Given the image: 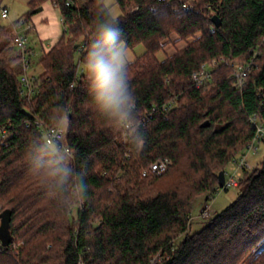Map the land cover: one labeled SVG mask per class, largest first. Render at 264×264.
Returning a JSON list of instances; mask_svg holds the SVG:
<instances>
[{
	"label": "trees",
	"instance_id": "obj_1",
	"mask_svg": "<svg viewBox=\"0 0 264 264\" xmlns=\"http://www.w3.org/2000/svg\"><path fill=\"white\" fill-rule=\"evenodd\" d=\"M190 1L115 0L126 48L145 47L129 64L136 108L120 119L100 112L84 67L114 19L105 0L29 1L28 23L52 3L64 28L39 60L32 95L17 27H0V216L12 213L0 264H264V161L244 171L233 204L190 234L195 202L220 193L219 174L257 136L253 117L264 123V0H194L183 10ZM177 42L186 46L160 61ZM252 60L236 87L237 65ZM214 64L210 86L197 88L193 75ZM64 121L71 156L44 137ZM57 156L74 170L63 184L51 178ZM162 159L168 171L143 176Z\"/></svg>",
	"mask_w": 264,
	"mask_h": 264
},
{
	"label": "clouds",
	"instance_id": "obj_2",
	"mask_svg": "<svg viewBox=\"0 0 264 264\" xmlns=\"http://www.w3.org/2000/svg\"><path fill=\"white\" fill-rule=\"evenodd\" d=\"M104 23L98 39L90 46L84 61L85 72L91 88L93 101L101 113L110 118H127L137 105L135 90L131 85L128 50L123 40V32L116 23ZM69 149L71 147L69 146ZM75 156V153H72ZM52 179L66 183L73 175L71 161L57 156ZM82 196H87L86 177L77 184Z\"/></svg>",
	"mask_w": 264,
	"mask_h": 264
},
{
	"label": "rangeland",
	"instance_id": "obj_3",
	"mask_svg": "<svg viewBox=\"0 0 264 264\" xmlns=\"http://www.w3.org/2000/svg\"><path fill=\"white\" fill-rule=\"evenodd\" d=\"M194 0H191L188 3H193ZM29 0H4V5H7L10 9V17L8 19L2 18V12L0 10V27L6 26L15 22L12 25H16L19 23L21 19H25V14L29 11L28 7ZM106 5L111 10V15L113 18H119L122 14L119 6L116 4L115 0H105ZM20 31L23 34L27 35V48L34 49L35 55L31 56V68L27 71L29 77L39 76L43 73V69L41 66L38 65L39 60L42 57V48L40 42L38 40L37 35L29 34L32 29L25 32V29L21 28ZM174 40L177 41V37H174ZM186 46L184 42H177L168 46L164 51L160 52L157 57L160 61H165L168 57L174 55L176 52L180 51ZM32 49V50H33ZM128 50V57H129V64L134 62L136 59L140 58L145 53V47L140 45L135 49H127ZM79 73H83V67L81 66L79 69ZM62 127H67V121H64L61 125ZM257 147L259 148L257 153H252L248 156V162L250 164L249 171L251 172L253 169L261 168V164L264 161V142H258ZM55 150L54 147H52ZM244 153V152H243ZM241 154L236 160H240L244 154ZM239 166L235 164V161L229 165L226 169L227 178L230 176H235L236 180H241L244 177V171L238 169ZM231 177V178H232ZM239 185V183H238ZM240 194V189L238 186L229 188L227 191H222L218 193L215 198L209 202H205V197L199 198L194 204L193 210V221H192V228L190 230V234H194L200 232L206 223L212 220L216 215L221 214L225 211L231 204H233ZM209 209V216H202L205 210ZM76 211V210H75ZM76 215V212H74ZM183 237H181L177 242H181Z\"/></svg>",
	"mask_w": 264,
	"mask_h": 264
},
{
	"label": "built area",
	"instance_id": "obj_4",
	"mask_svg": "<svg viewBox=\"0 0 264 264\" xmlns=\"http://www.w3.org/2000/svg\"><path fill=\"white\" fill-rule=\"evenodd\" d=\"M159 1L163 2L166 0H159ZM192 7L193 6L191 3H187L183 5L182 9L185 11H188L192 9ZM0 10L2 12V17L4 19H7L9 16V11L7 8H4L2 6V1H0ZM16 27H17L16 43H17L18 48L24 54L23 66H24V70L26 71V74L21 78V82L23 83L24 86L28 87V90H29L28 94L32 95L33 93L32 81H31V77H29V75L27 74V71L31 68L32 53L27 48V41H28L27 35L23 34L20 31L21 28L22 29L24 28L25 32L28 33V31L32 28H31V24L28 23L25 19H21ZM256 56H257V52L254 53V57ZM254 66H255L254 60H252L251 62L247 64L237 65L236 87H239V88L243 87L248 74L250 73V71L253 69ZM213 69H215V64L210 65V66L204 65L201 71L193 75V80L195 81L197 88L202 89V90H207V88L210 86L212 82L211 74H212ZM252 122L257 127V136L254 142L243 153L244 155L241 157V159L235 160V164L239 166L238 169L243 170V171L248 170L250 167V164L248 162V156L252 153L258 152L259 148L257 147V143L264 142V123L256 116L253 117ZM66 132H67V127L58 126L54 128H46L44 130V137H45V141L47 145L52 146V147L57 146L62 151L63 154L67 156H71L70 149L63 144ZM171 166H172V161L169 159L158 160L151 165L149 170L144 171L143 176L146 177L150 175L151 173L162 175L163 173L168 171V169ZM231 177L232 176L227 178V175H226V181H225L224 187L223 188L219 187L220 192L226 191L229 188L238 186V183L240 180H236L235 176H233L232 178ZM209 215L210 213L208 209L203 212L202 216L207 217ZM0 246L2 248H7L3 246L1 241H0Z\"/></svg>",
	"mask_w": 264,
	"mask_h": 264
},
{
	"label": "crops",
	"instance_id": "obj_5",
	"mask_svg": "<svg viewBox=\"0 0 264 264\" xmlns=\"http://www.w3.org/2000/svg\"><path fill=\"white\" fill-rule=\"evenodd\" d=\"M0 1H2V6L8 9L9 11L8 18H9L10 17L9 7L3 4L4 0H0ZM14 23L15 22L11 24ZM29 23L31 24V28H32V31L29 34L35 33L37 35L43 52L42 55L44 53L49 52L63 36L64 28H63L62 16L60 10L56 8L52 3H46L44 5L43 12L34 16ZM32 49L30 50L33 56L36 53L35 50Z\"/></svg>",
	"mask_w": 264,
	"mask_h": 264
},
{
	"label": "water",
	"instance_id": "obj_6",
	"mask_svg": "<svg viewBox=\"0 0 264 264\" xmlns=\"http://www.w3.org/2000/svg\"><path fill=\"white\" fill-rule=\"evenodd\" d=\"M213 22L220 27L222 22L218 17L213 18ZM226 181V173L222 171L219 174V187L223 188ZM12 213L10 211H5L1 216V224H0V241L2 242L4 247H8L12 243V236L10 232L11 227V217Z\"/></svg>",
	"mask_w": 264,
	"mask_h": 264
}]
</instances>
